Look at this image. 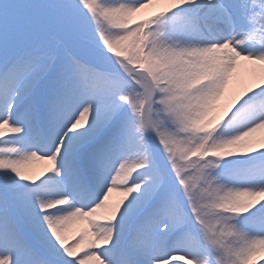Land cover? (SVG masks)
Returning <instances> with one entry per match:
<instances>
[{
    "label": "snow or ice",
    "instance_id": "1",
    "mask_svg": "<svg viewBox=\"0 0 264 264\" xmlns=\"http://www.w3.org/2000/svg\"><path fill=\"white\" fill-rule=\"evenodd\" d=\"M262 130L264 0H0V264H264Z\"/></svg>",
    "mask_w": 264,
    "mask_h": 264
},
{
    "label": "bare ground",
    "instance_id": "2",
    "mask_svg": "<svg viewBox=\"0 0 264 264\" xmlns=\"http://www.w3.org/2000/svg\"><path fill=\"white\" fill-rule=\"evenodd\" d=\"M159 10V6H154L151 7L149 9L144 10L141 13H138L136 16V19H142L145 18L146 16L150 15L152 12ZM258 138L259 137H264V130L258 132L255 134ZM258 146V145H257ZM45 167V165L42 162L39 161H35V162H31L30 164L27 165V169L30 172V174L32 175H36L39 172H41L43 170V168ZM118 198V193H113L112 194V199H116ZM69 237L72 236V231L69 230L68 232ZM261 257H264V252L258 254V256L256 257L257 260H260Z\"/></svg>",
    "mask_w": 264,
    "mask_h": 264
},
{
    "label": "rangeland",
    "instance_id": "3",
    "mask_svg": "<svg viewBox=\"0 0 264 264\" xmlns=\"http://www.w3.org/2000/svg\"><path fill=\"white\" fill-rule=\"evenodd\" d=\"M257 259V258H256Z\"/></svg>",
    "mask_w": 264,
    "mask_h": 264
}]
</instances>
